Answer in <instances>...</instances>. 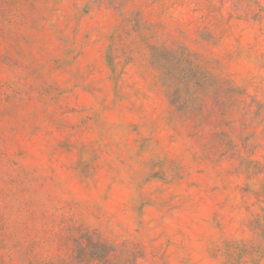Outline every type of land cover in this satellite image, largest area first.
<instances>
[{"label":"rangeland","instance_id":"1","mask_svg":"<svg viewBox=\"0 0 264 264\" xmlns=\"http://www.w3.org/2000/svg\"><path fill=\"white\" fill-rule=\"evenodd\" d=\"M0 264H264V0H0Z\"/></svg>","mask_w":264,"mask_h":264}]
</instances>
